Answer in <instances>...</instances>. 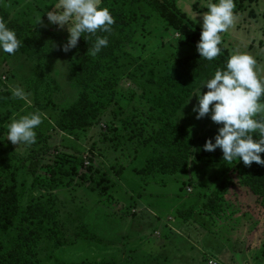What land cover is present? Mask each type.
I'll return each mask as SVG.
<instances>
[{"label":"rangeland","instance_id":"obj_1","mask_svg":"<svg viewBox=\"0 0 264 264\" xmlns=\"http://www.w3.org/2000/svg\"><path fill=\"white\" fill-rule=\"evenodd\" d=\"M54 2L0 0L10 19L28 21L58 36L49 34L55 43L53 56L39 67L26 55L0 53V93L12 94L11 89L17 86L25 93L23 99H12L21 103L2 106V112L11 110L9 122L29 113L42 114L39 126L45 141L37 160L28 161L37 164V169L25 165L19 177L24 208L49 200L58 211V241L40 244L42 262L264 264V203L241 183L240 174L231 173L227 165L197 162L193 156L185 175V180H192L190 184L176 183V176L142 171L156 150L152 141L158 114L132 82L126 80L119 87L123 113L118 118L108 112L85 130L59 129L57 123L77 99L79 89L71 75L69 51L61 50L68 33L46 18ZM207 2L178 0L177 7L201 31L200 16L196 23L191 13L207 11ZM234 4L236 19L221 33V46L230 54L235 50L251 54L264 75V0H234ZM153 46L149 55L161 53ZM206 91V87L201 89L202 94ZM195 103L193 94L172 117L176 125L188 129L193 152L206 135L221 126L208 115L196 119L192 111ZM112 123L118 126L117 132L111 131ZM15 147L24 156H32L29 145ZM60 156L82 162L79 174L59 183L43 178L46 168L41 166H52ZM83 174L87 180L81 179ZM222 189L226 195L219 199L216 193L222 195ZM211 197L221 202L220 213L207 209Z\"/></svg>","mask_w":264,"mask_h":264},{"label":"trees","instance_id":"obj_2","mask_svg":"<svg viewBox=\"0 0 264 264\" xmlns=\"http://www.w3.org/2000/svg\"><path fill=\"white\" fill-rule=\"evenodd\" d=\"M177 1L102 0L101 6L110 10L114 23L110 32L97 31L96 35L107 36L108 45L102 47L95 56L89 55L87 51L92 48L95 36L83 34L78 39L76 48L69 51L71 75L79 94L64 110L57 123L58 127L62 131L77 132L93 126L108 112L118 118L123 113L119 102L122 97L119 87L128 80L158 114V129L152 141L156 150L142 171L176 176V183L190 184L192 180H185V175L189 171V159L193 156V160L197 162L227 165L231 173L241 175V183L249 192L264 203V166L255 162L245 166L239 160L224 161L219 148L212 152L204 151L205 141L214 137L216 132L206 135L197 144V151L193 152L194 146L188 129L172 121L173 115L184 106L200 82L217 68L223 69L231 55L227 48L221 46V53L214 60L201 58L196 51L201 31L196 30L194 24L187 20L177 7ZM0 19L22 41L14 54L26 55L38 67L53 56L55 43L49 34L58 39L55 33L28 21H14L1 7ZM175 36L177 39L172 40ZM152 46L161 53L149 55ZM5 55L13 56L7 53ZM13 98L11 93H0V264H44L40 258V244L49 240L58 241V211L55 203L51 204L49 200L24 208L19 191V177L25 165L34 168L33 171L37 169V164H28V161L37 160L35 157L40 154V145L45 137L41 133L42 128L37 126L36 142L29 145L32 149L31 157L19 153L15 145L7 140V126L10 123L7 114L11 110L4 114L1 107H13L21 103L16 102V99L13 101ZM110 126L111 131L117 132V125L112 123ZM260 155L264 159V153ZM81 164L70 156L57 157L52 166H41L46 168L43 178L59 183L79 174ZM81 179L87 180V175H81ZM221 194L216 193L219 199H223L226 192L223 190ZM207 209L215 214L220 213L221 202H215L211 197ZM54 264L115 263L82 259Z\"/></svg>","mask_w":264,"mask_h":264},{"label":"clouds","instance_id":"obj_3","mask_svg":"<svg viewBox=\"0 0 264 264\" xmlns=\"http://www.w3.org/2000/svg\"><path fill=\"white\" fill-rule=\"evenodd\" d=\"M101 4L102 0H55L51 4V10L46 11L48 23L57 29H66L68 33L66 42L61 45L62 51L76 48L83 34L95 36L92 48L87 51L89 55L95 56L108 45L107 36L101 37L96 33L110 32L114 18L110 10ZM234 8V0H208L207 11L191 13L195 20L197 16L201 18V32L196 43V51L201 58L212 61L221 53V33L233 26L236 19ZM40 22L41 16L37 18V24ZM21 43L15 31L0 19V53L13 55ZM261 72L260 65L251 54L235 50L223 69L217 68L191 93L184 105L194 94L196 103L192 111L195 118L208 115L212 122L221 125L214 137L205 141L204 151L212 152L219 148L224 161L239 160L245 166L253 162L264 166V159L260 155L264 153V75ZM204 87L207 91L202 94ZM11 91L17 98L23 99L25 96L18 86ZM41 122L42 114L39 112L12 119L7 126L6 138L17 146L34 144V129Z\"/></svg>","mask_w":264,"mask_h":264},{"label":"built area","instance_id":"obj_4","mask_svg":"<svg viewBox=\"0 0 264 264\" xmlns=\"http://www.w3.org/2000/svg\"><path fill=\"white\" fill-rule=\"evenodd\" d=\"M210 264H213V263H210Z\"/></svg>","mask_w":264,"mask_h":264}]
</instances>
